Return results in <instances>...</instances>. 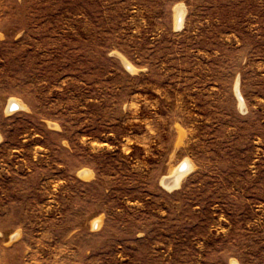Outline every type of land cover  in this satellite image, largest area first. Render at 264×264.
<instances>
[{"label": "rangeland", "instance_id": "rangeland-1", "mask_svg": "<svg viewBox=\"0 0 264 264\" xmlns=\"http://www.w3.org/2000/svg\"><path fill=\"white\" fill-rule=\"evenodd\" d=\"M0 136V264H264V0H0Z\"/></svg>", "mask_w": 264, "mask_h": 264}, {"label": "bare ground", "instance_id": "bare-ground-1", "mask_svg": "<svg viewBox=\"0 0 264 264\" xmlns=\"http://www.w3.org/2000/svg\"><path fill=\"white\" fill-rule=\"evenodd\" d=\"M184 15H185L184 8L182 6L178 7L177 8V24H182L183 23ZM122 60L127 66H129L130 68L133 69V66L131 64H129V62L127 60H125L123 57H122ZM236 93H237V95L239 97H241L240 93H239V90H238V86H237V89H236ZM9 106L11 108L12 107L14 108L13 110L11 109L12 111H10L12 113L24 109V105L19 100H15V99L10 102ZM54 125H56V124H54ZM0 140H1V136H0ZM192 168H193L192 162L188 161L187 165L183 164L182 166H180V170L178 168L177 170L171 172V174H169L168 176H165L163 178L162 185L163 186L167 185L168 187H172V188L178 187L180 185V183H181V179L183 178L184 174L187 173V172L186 173L185 172L181 173V171L182 170L186 171V169H188L187 171H190ZM83 174L86 177L90 175V174H87V173H83Z\"/></svg>", "mask_w": 264, "mask_h": 264}]
</instances>
